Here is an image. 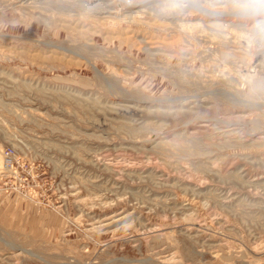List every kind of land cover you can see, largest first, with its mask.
<instances>
[{"label":"rangeland","instance_id":"rangeland-1","mask_svg":"<svg viewBox=\"0 0 264 264\" xmlns=\"http://www.w3.org/2000/svg\"><path fill=\"white\" fill-rule=\"evenodd\" d=\"M0 264H264V0H0Z\"/></svg>","mask_w":264,"mask_h":264},{"label":"built area","instance_id":"built-area-1","mask_svg":"<svg viewBox=\"0 0 264 264\" xmlns=\"http://www.w3.org/2000/svg\"><path fill=\"white\" fill-rule=\"evenodd\" d=\"M7 157V156H6Z\"/></svg>","mask_w":264,"mask_h":264}]
</instances>
